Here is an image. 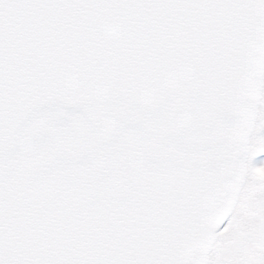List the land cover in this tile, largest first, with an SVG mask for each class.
<instances>
[{"label":"snow or ice","instance_id":"1","mask_svg":"<svg viewBox=\"0 0 264 264\" xmlns=\"http://www.w3.org/2000/svg\"><path fill=\"white\" fill-rule=\"evenodd\" d=\"M0 264H264V0H0Z\"/></svg>","mask_w":264,"mask_h":264}]
</instances>
